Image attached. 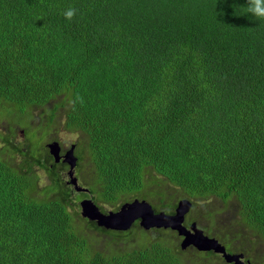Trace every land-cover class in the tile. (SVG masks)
<instances>
[{
  "label": "trees",
  "instance_id": "obj_1",
  "mask_svg": "<svg viewBox=\"0 0 264 264\" xmlns=\"http://www.w3.org/2000/svg\"><path fill=\"white\" fill-rule=\"evenodd\" d=\"M245 5L0 0V113L9 119L0 131V264H229L182 250L170 230L99 227L82 217V199L117 211L145 200L168 214L188 199L191 221L229 253L264 250V23ZM60 126L78 135L83 191L35 144L42 128ZM225 210L234 220L222 230ZM232 232L253 249L227 246Z\"/></svg>",
  "mask_w": 264,
  "mask_h": 264
},
{
  "label": "water",
  "instance_id": "obj_2",
  "mask_svg": "<svg viewBox=\"0 0 264 264\" xmlns=\"http://www.w3.org/2000/svg\"><path fill=\"white\" fill-rule=\"evenodd\" d=\"M46 148L56 163L62 161L69 166V184L77 187L76 190L83 191L77 186V179L74 177L78 163V158L75 156L76 145L73 144L64 155L61 154L63 147L59 141L50 142ZM80 207L82 217L90 222H95L99 227L125 232L130 230L136 222H139V225L145 230L164 229L177 232L183 238L182 250L194 247L200 252H213L222 255L229 264H247L243 261L245 258L243 253H229L219 239L205 235L204 231L197 227V223L187 225V216L194 207V204L188 199L181 200L177 204L174 214H168L165 211L157 212L151 204L139 199L124 204L118 212L105 213L93 200L88 199L84 200Z\"/></svg>",
  "mask_w": 264,
  "mask_h": 264
},
{
  "label": "rangeland",
  "instance_id": "obj_3",
  "mask_svg": "<svg viewBox=\"0 0 264 264\" xmlns=\"http://www.w3.org/2000/svg\"><path fill=\"white\" fill-rule=\"evenodd\" d=\"M0 120L4 121L3 123L0 124V131H6L5 128L3 127V126L7 127V125H8V123H6V121H8L9 119H7L6 113H0ZM41 122H42V120L39 119V118H36V120L34 121L36 126H38ZM28 123H29L28 121H26V122L21 121L20 125H21V127H23V126L27 125ZM41 131L42 132L39 134L40 135V140L35 143L36 145H40V146L44 145V146H46L52 141H59L61 143L62 147L65 150H68V149H70V147L73 144H75L78 141V135L76 133H72V132L66 131L62 126L52 129L50 131V134H49V132L47 131L46 128H42ZM20 139L21 138H19V140ZM81 185L85 186V184L83 182L81 183ZM77 199L80 201L82 199V196L80 194H78L77 195ZM126 202H130V201H126ZM120 203H121L120 204V206H121L123 203H125V201H121ZM100 207L106 213L110 212V211H113V212L117 211L116 207H114V206L113 207H109V206L102 205ZM208 208L210 209V207H208ZM200 209L202 211H204L205 210L204 205L201 206ZM217 215L222 217L221 220H219V222H218V225L221 227L222 230L225 228L224 225L227 222H231V221L234 220V215L231 214L230 212H228L227 210L218 211ZM188 220H191V218L190 219L188 218ZM202 221H204V225H206L208 227L210 226V222L207 219L202 218ZM85 225H88V223L82 222L78 226V228L79 227H84ZM245 229L246 228H240L239 229V234H241V235L244 234L245 235L246 234ZM228 238L235 242L234 247L235 246L239 247V245H241V247H244V248H247V249L249 248L248 250L253 249L252 245L247 241L246 237H245V239L242 238V237H240V239H237V237L234 234V232H232V233H228ZM233 250H234V248H233ZM248 256H249V258L251 259V261L253 263L262 264L263 263L264 250H258L256 253L248 254Z\"/></svg>",
  "mask_w": 264,
  "mask_h": 264
},
{
  "label": "clouds",
  "instance_id": "obj_4",
  "mask_svg": "<svg viewBox=\"0 0 264 264\" xmlns=\"http://www.w3.org/2000/svg\"><path fill=\"white\" fill-rule=\"evenodd\" d=\"M244 7V15L249 16L252 20L259 22V23H264V0H246V5L243 6ZM77 14V9H75L74 7H70L67 10L64 11L63 15L65 17L66 20L71 21ZM46 148V146H45ZM184 200V199H183ZM94 201V200H93ZM95 202V201H94ZM132 202V201H130ZM130 202H125L123 203L121 206H119V210L120 211V207H122L124 204L126 203H130ZM98 205V204H97ZM99 206V205H98ZM100 207V206H99ZM101 208V207H100ZM176 209V208H175ZM175 209L173 213L170 214H174L175 213ZM117 212V211H116ZM108 213V212H107ZM190 215L189 214L187 216V225L190 226L193 223L196 222H192L191 220H188V218L190 219ZM87 220V219H86ZM90 222V221H89ZM233 221L229 222L232 223ZM95 223V222H93ZM233 224V223H232ZM206 235V234H205ZM183 240V239H182ZM220 241V240H219ZM182 242V241H181ZM222 244V243H221ZM197 250V249H196ZM198 251V250H197ZM200 252V251H199Z\"/></svg>",
  "mask_w": 264,
  "mask_h": 264
},
{
  "label": "flooded vegetation",
  "instance_id": "obj_5",
  "mask_svg": "<svg viewBox=\"0 0 264 264\" xmlns=\"http://www.w3.org/2000/svg\"><path fill=\"white\" fill-rule=\"evenodd\" d=\"M47 151H48V149L46 148V153H47ZM66 151L67 150H65L64 148H63V150H62V155H64L65 153H66ZM48 154L50 155V153H49V151H48ZM51 156V155H50ZM85 190H87V189H85ZM88 191V190H87ZM88 193V192H87ZM84 201V199H82L81 201H80V204L82 203ZM79 208H80V205H79ZM120 210H121V207H120ZM118 212V211H117ZM135 227V226H134ZM222 239H224L223 237H222ZM221 242V241H220ZM224 243L227 245V246H229L231 249H233V248H236V246L234 247V244H235V242L233 241V240H225L224 241ZM227 248V247H226ZM228 250V249H227ZM229 251V250H228ZM233 254H239V253H233ZM244 255H245V258H244V262L245 263H247L248 264V262H250V264H255V263H253L252 261H251V259L249 258V256H248V254L247 253H243ZM219 255V254H218Z\"/></svg>",
  "mask_w": 264,
  "mask_h": 264
}]
</instances>
